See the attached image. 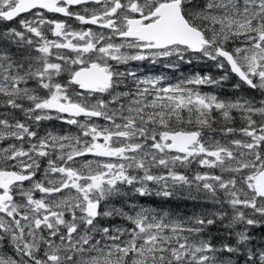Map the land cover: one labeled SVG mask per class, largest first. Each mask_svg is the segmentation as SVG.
Instances as JSON below:
<instances>
[{"label":"snow or ice","instance_id":"snow-or-ice-1","mask_svg":"<svg viewBox=\"0 0 264 264\" xmlns=\"http://www.w3.org/2000/svg\"><path fill=\"white\" fill-rule=\"evenodd\" d=\"M0 264H264V0H0Z\"/></svg>","mask_w":264,"mask_h":264},{"label":"rangeland","instance_id":"rangeland-1","mask_svg":"<svg viewBox=\"0 0 264 264\" xmlns=\"http://www.w3.org/2000/svg\"><path fill=\"white\" fill-rule=\"evenodd\" d=\"M26 15V14H25ZM62 19H66V18H62ZM70 23H73L74 26L76 25V22L74 21H69ZM136 64H139L140 68L142 69V71H140V75H146V74H152V75H159L162 72L163 73H167L169 76H180L181 72H170V69H165L163 67V64H157L155 66H152L150 63L148 62H134ZM173 74V75H172ZM56 124L57 128H64L65 130H70V131H74V128L72 126H68V125H61L59 122H53ZM88 159H92V157H88Z\"/></svg>","mask_w":264,"mask_h":264},{"label":"trees","instance_id":"trees-1","mask_svg":"<svg viewBox=\"0 0 264 264\" xmlns=\"http://www.w3.org/2000/svg\"><path fill=\"white\" fill-rule=\"evenodd\" d=\"M181 70H182V72H184V73L187 72V68H182ZM169 71H170V72H173L172 70H169ZM172 75H173V74H172ZM180 75H181V74H180ZM207 90H208V89H205V91H207ZM151 199H158V198H151ZM177 203H178L177 201H173V202H172V206L175 207ZM145 206H154V205H150V204L146 203ZM180 207H181V209H182V208H183V205H180Z\"/></svg>","mask_w":264,"mask_h":264}]
</instances>
